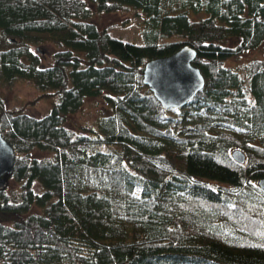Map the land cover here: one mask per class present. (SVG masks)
<instances>
[{
	"label": "trees",
	"instance_id": "1",
	"mask_svg": "<svg viewBox=\"0 0 264 264\" xmlns=\"http://www.w3.org/2000/svg\"><path fill=\"white\" fill-rule=\"evenodd\" d=\"M130 10L140 44L92 18ZM0 33V90L26 80L52 99L37 117L0 93L20 189L0 190V264H264V59L226 64L264 44V0H0ZM184 45L205 83L163 108L143 68ZM88 98L110 112L75 135Z\"/></svg>",
	"mask_w": 264,
	"mask_h": 264
},
{
	"label": "rangeland",
	"instance_id": "2",
	"mask_svg": "<svg viewBox=\"0 0 264 264\" xmlns=\"http://www.w3.org/2000/svg\"><path fill=\"white\" fill-rule=\"evenodd\" d=\"M93 20L101 28H107L109 34L113 37L119 38L126 42L140 44L142 43L141 28L143 16L136 13L135 10L129 12L118 13H99L93 15ZM13 42L4 38L0 33V50L7 48ZM232 42L231 45H233ZM38 47V48H37ZM34 50L41 49L44 51V62L50 63L51 55L55 51V47L51 43L33 46ZM264 59V44L254 50H249L237 59H230L226 62L227 66L238 68L240 65L252 60ZM1 95L4 97L6 107H23V110L33 116H43L51 107L52 99L40 97L41 91L37 89L31 82L26 80H17L11 85H6L0 90ZM110 109L100 98H88L85 100L79 113L68 117L66 127L71 130L75 135L85 134L86 127L96 128L97 120L104 114L109 113ZM107 150V147H101ZM53 154L50 152L40 151L34 149L30 153V158L47 159L52 158ZM7 184L5 190L7 192H19V185L11 178L6 177ZM212 185H218L212 183ZM35 192L40 191V186L35 183L33 186ZM1 220V219H0ZM6 222V221H4Z\"/></svg>",
	"mask_w": 264,
	"mask_h": 264
},
{
	"label": "water",
	"instance_id": "3",
	"mask_svg": "<svg viewBox=\"0 0 264 264\" xmlns=\"http://www.w3.org/2000/svg\"><path fill=\"white\" fill-rule=\"evenodd\" d=\"M13 41V39H11ZM196 50L184 45L173 54L148 60L143 68V83L153 93L163 108H180L186 105L204 86L200 69L193 64ZM238 163H244L245 154L240 149L231 153ZM16 157L14 148L0 131V190L4 189L11 175ZM264 190V176L258 182Z\"/></svg>",
	"mask_w": 264,
	"mask_h": 264
}]
</instances>
